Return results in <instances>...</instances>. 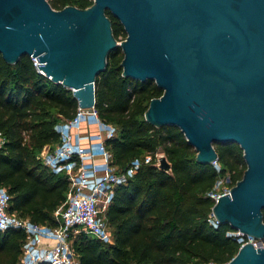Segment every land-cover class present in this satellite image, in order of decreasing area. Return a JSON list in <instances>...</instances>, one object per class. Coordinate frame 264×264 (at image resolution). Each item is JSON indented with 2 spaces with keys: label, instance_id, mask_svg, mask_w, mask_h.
Listing matches in <instances>:
<instances>
[{
  "label": "water",
  "instance_id": "1",
  "mask_svg": "<svg viewBox=\"0 0 264 264\" xmlns=\"http://www.w3.org/2000/svg\"><path fill=\"white\" fill-rule=\"evenodd\" d=\"M106 10L122 24L118 42ZM120 47L122 75L153 80L162 94L145 120L173 125L200 163H216L215 143H237L246 168L211 212L220 224L264 238V0H93L53 8L48 0H0V54L36 57L40 73L95 106V78ZM158 168L171 170L164 154ZM224 264H264L246 243Z\"/></svg>",
  "mask_w": 264,
  "mask_h": 264
},
{
  "label": "trees",
  "instance_id": "2",
  "mask_svg": "<svg viewBox=\"0 0 264 264\" xmlns=\"http://www.w3.org/2000/svg\"><path fill=\"white\" fill-rule=\"evenodd\" d=\"M55 9L66 5L85 8L93 0H48ZM114 37L126 32L109 10ZM120 47L111 50L105 69L95 78V109L99 118L115 127L104 145L110 164L123 171L136 157L162 153L170 171L142 163L125 184L118 185L106 210L113 237L103 242L82 231L69 236L77 264H199L225 263L238 243L225 232L228 224L214 228L208 217L214 201L207 195L217 179L230 176L232 184L246 168L237 143H215L216 164L196 160V150L173 125L155 126L145 120L149 101L162 94L153 80L144 82L122 75ZM78 101L72 90L40 73L30 56L16 63L0 54V186L5 187L8 213L33 223L56 226L55 211L63 204L69 186L65 174H55L38 153L54 146V129L72 118ZM264 217V211H263ZM26 239L20 228L0 230V264H17ZM38 264H49L39 262Z\"/></svg>",
  "mask_w": 264,
  "mask_h": 264
},
{
  "label": "built area",
  "instance_id": "3",
  "mask_svg": "<svg viewBox=\"0 0 264 264\" xmlns=\"http://www.w3.org/2000/svg\"><path fill=\"white\" fill-rule=\"evenodd\" d=\"M31 59L39 71L37 58ZM54 129L59 141L53 147L43 146L37 158L53 173L65 174L69 180L66 199L55 211L57 225L37 224L8 213L9 195L5 187L0 186V230L20 228L26 234L17 264H77L68 239L72 233L79 231L112 243L113 237L105 213L114 197L115 188L125 184L142 163L157 166L158 158L162 155L156 153L155 162L150 153L133 158L123 171H116L110 164L111 155L104 145L105 140L115 134V127L99 118L95 106L89 109L77 106L75 115L61 120ZM213 165L219 170L216 163ZM233 185L227 174L216 180L207 195L215 202L221 195L229 193ZM208 222L214 228L219 226L212 212ZM225 235L233 238L238 248L246 243L264 247V238H256L237 229L229 228ZM199 264L219 263L210 261Z\"/></svg>",
  "mask_w": 264,
  "mask_h": 264
},
{
  "label": "rangeland",
  "instance_id": "4",
  "mask_svg": "<svg viewBox=\"0 0 264 264\" xmlns=\"http://www.w3.org/2000/svg\"><path fill=\"white\" fill-rule=\"evenodd\" d=\"M121 40H122V39L118 40V42L121 41Z\"/></svg>",
  "mask_w": 264,
  "mask_h": 264
},
{
  "label": "crops",
  "instance_id": "5",
  "mask_svg": "<svg viewBox=\"0 0 264 264\" xmlns=\"http://www.w3.org/2000/svg\"><path fill=\"white\" fill-rule=\"evenodd\" d=\"M44 243V242H43Z\"/></svg>",
  "mask_w": 264,
  "mask_h": 264
}]
</instances>
